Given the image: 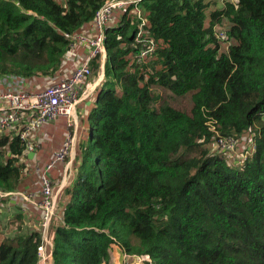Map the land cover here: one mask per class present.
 I'll list each match as a JSON object with an SVG mask.
<instances>
[{
  "label": "trees",
  "instance_id": "1",
  "mask_svg": "<svg viewBox=\"0 0 264 264\" xmlns=\"http://www.w3.org/2000/svg\"><path fill=\"white\" fill-rule=\"evenodd\" d=\"M103 1L0 0V77L59 80L74 49L64 33L87 31ZM118 12L53 264H103L112 245L127 263L264 264V0H140ZM34 160L0 135V264L40 261Z\"/></svg>",
  "mask_w": 264,
  "mask_h": 264
},
{
  "label": "built area",
  "instance_id": "2",
  "mask_svg": "<svg viewBox=\"0 0 264 264\" xmlns=\"http://www.w3.org/2000/svg\"><path fill=\"white\" fill-rule=\"evenodd\" d=\"M139 2L140 0H104L95 12L87 31L64 33L71 46H82L86 49L83 61L68 76L38 90L33 89L31 82L23 77H0V135L8 133L18 137L24 143L26 154L33 152L34 155L38 144L33 139V133L44 124L54 123L61 116L71 118L75 105L88 96V89L93 82L90 80L93 77L90 63L96 57H105L103 41L105 31L113 20V13L124 10L129 5L137 8ZM148 52V49H143L139 57L142 58ZM218 143L227 151L233 152L235 149V140L232 138H220ZM70 146L71 135L67 134L60 149L45 166L42 178V195L45 197L42 207L45 210L50 205L52 190L47 171L66 159ZM237 156L244 158L245 154ZM38 250V264H41L44 260L42 247Z\"/></svg>",
  "mask_w": 264,
  "mask_h": 264
},
{
  "label": "crops",
  "instance_id": "3",
  "mask_svg": "<svg viewBox=\"0 0 264 264\" xmlns=\"http://www.w3.org/2000/svg\"><path fill=\"white\" fill-rule=\"evenodd\" d=\"M80 48L82 51H84V47H80ZM84 56L85 54L82 55L83 58ZM101 78H102L101 76L99 78L92 77L91 82L92 81L93 82L90 85V88L88 89L89 91L88 96L75 105V109L71 118H67L64 116L59 117L62 119L60 121L61 125L63 124L59 137H56V135L58 134L57 128L54 129L55 131L44 130L43 131L44 134H42L41 128H39L33 133V139L37 142L38 148L35 150V154L29 158L32 159L38 152L40 164L44 166V169L46 164L53 157L54 153L62 146V143L66 135L67 134L71 135L70 151L66 159L62 162L56 163L55 166L50 168V174L48 178L50 179V181L54 182L52 186V194H51V203L53 207L55 205L59 206L66 199L68 193L70 192L72 181L76 175L81 160L79 142L81 137L83 136V131L85 132L86 127L88 126L86 121L87 120L86 116L89 112L91 105L94 102V93L92 92L98 86ZM59 118L55 122L59 121ZM42 136H43V140H42ZM54 137H56L55 143L53 142ZM50 141L51 143H49L46 148L42 147V143L50 142ZM34 159L33 161H35ZM34 165H38V161H35ZM50 239L46 241V244H44L46 246L45 248L46 258L43 253V257H44L43 259L45 260L46 264H53V260L51 256L52 247H51ZM43 242H44V238H43ZM43 242L41 240V245ZM116 249L120 251L118 247Z\"/></svg>",
  "mask_w": 264,
  "mask_h": 264
},
{
  "label": "rangeland",
  "instance_id": "4",
  "mask_svg": "<svg viewBox=\"0 0 264 264\" xmlns=\"http://www.w3.org/2000/svg\"><path fill=\"white\" fill-rule=\"evenodd\" d=\"M118 13H119L118 11L113 13L114 21H112L110 24H113V23H115V21H117ZM79 47H82V46H79ZM79 47L75 46L74 49L79 48ZM74 49L72 48V50H71V52L74 51L73 54H71V52H70L69 55L67 57H65L66 63H68V62H70V63H68L67 68L64 70V76L60 75L59 78L68 76L69 73L83 61L82 55L86 53V49H84V51H82L81 49L75 51ZM78 57H80V58H78ZM105 58H106V55H105L104 58H102V57L98 58L99 59V64H100L99 66L101 68H100V70H98L97 74L93 76L94 78H97V77L99 78L100 76L102 77V66L104 65ZM73 61H75V62L77 61V63L72 67V65H73L72 62ZM90 80H92V79H90ZM54 81H56V79L55 80H50L49 78L45 77V78H43V80L42 79L38 80L37 84H36V82L30 83V84H32L34 86L33 89H35V88H38V87L42 88V87H44V86H46L48 84L53 83ZM95 89L93 90L92 93L95 92ZM61 120L62 119L59 118V121H57V122L47 123V124L41 126L42 134H44V132H43L44 130H46V131L47 130L55 131L54 129L57 128L58 134L56 135V137H59L60 136V131H61L62 125H63V124L61 125V123H60ZM53 136H55V135H53ZM56 137H54V140H53L54 143H55ZM42 140H43V136H42ZM49 143H51V141L42 143V147L46 148ZM34 158H35V156L33 157V159ZM35 167L38 168L37 165H35ZM51 194H52V190H51ZM49 201H50V206H51V196H50V200ZM40 205L43 206L42 202H41ZM58 207H59L58 205H55L54 207L52 205V207H51L52 215H51V218L47 220L48 211L50 209L49 206H47V208H46L47 209L46 210V216H45L44 222L42 223V225L40 227V234H41L42 242H43V238H44V242L42 243L43 246L41 245V247H42V250H43L45 258H46V252H45L46 246L44 244H46V241L49 240L48 234H49L50 225L53 226V228L51 230V232H52L51 239L52 240L50 239L51 247H53L54 232H55V220L58 218V215H59L57 213ZM116 248H117L116 245H112V247H110V249H109V258H108L107 262H104L103 264H142L141 258L140 259L139 258H134L132 261L127 263L126 256L121 251H118ZM41 264H46L45 260H42Z\"/></svg>",
  "mask_w": 264,
  "mask_h": 264
},
{
  "label": "bare ground",
  "instance_id": "5",
  "mask_svg": "<svg viewBox=\"0 0 264 264\" xmlns=\"http://www.w3.org/2000/svg\"><path fill=\"white\" fill-rule=\"evenodd\" d=\"M51 207H52V203L51 206L49 205V211H48V216H47V220L51 218L52 212H51Z\"/></svg>",
  "mask_w": 264,
  "mask_h": 264
},
{
  "label": "water",
  "instance_id": "6",
  "mask_svg": "<svg viewBox=\"0 0 264 264\" xmlns=\"http://www.w3.org/2000/svg\"><path fill=\"white\" fill-rule=\"evenodd\" d=\"M33 155V152L29 153L28 156L31 157Z\"/></svg>",
  "mask_w": 264,
  "mask_h": 264
}]
</instances>
